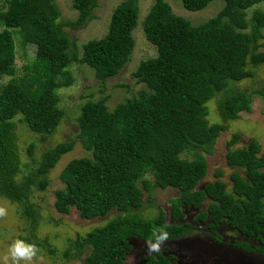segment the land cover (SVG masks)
Here are the masks:
<instances>
[{
	"label": "trees",
	"instance_id": "trees-1",
	"mask_svg": "<svg viewBox=\"0 0 264 264\" xmlns=\"http://www.w3.org/2000/svg\"><path fill=\"white\" fill-rule=\"evenodd\" d=\"M214 0H181L188 11H200ZM223 8L197 26L176 15L165 0H154L142 24L145 39L156 56L141 61L132 74L146 90L107 111V96L88 100L77 118L83 149L89 156L74 158L62 169V188L55 191L54 209L59 214L77 210L80 219L105 218L119 213L78 242L90 253L81 264H124L134 240L145 242L153 228L167 225L169 240L181 237L192 225L182 220L194 212L192 221L215 233L224 223L234 233L262 241L264 233V156L251 140L235 147L240 135L226 143V163L231 192L222 180L200 185L207 164L198 151L210 152L226 127L210 124L206 103L225 92L232 82L252 78L248 62L264 65L257 52L263 38L264 12L249 9L264 0H221ZM98 0H71L78 12L75 22L61 18L55 0H5L0 8V78L10 77L0 89V197L20 206L22 216L34 220L28 203L31 188L47 186L46 174L61 157L72 151L73 141L61 142L44 151L34 166L25 168L19 159L13 119L37 134H51L60 124L58 90L70 86L69 67L86 64L101 84L116 76L130 61L135 46L132 36L138 25L139 0H124L112 11L107 33L81 45V55L64 27L85 28L94 18ZM22 46L34 45L38 60L15 76V39ZM65 76L64 80H57ZM253 94L264 95V87ZM251 96L244 92L223 95L219 102L223 120L249 112ZM34 145L28 147L32 157ZM184 152L194 159L181 158ZM33 158V157H32ZM150 175L152 181L147 176ZM222 176L221 171L215 173ZM139 184L142 186L140 187ZM174 188L169 220L163 211L153 219L137 214L143 207V191ZM29 243L27 238L20 237ZM249 249L246 243L239 244ZM255 250H260L256 248ZM264 253V250H261ZM172 254L149 253L139 264H174Z\"/></svg>",
	"mask_w": 264,
	"mask_h": 264
},
{
	"label": "rangeland",
	"instance_id": "rangeland-1",
	"mask_svg": "<svg viewBox=\"0 0 264 264\" xmlns=\"http://www.w3.org/2000/svg\"><path fill=\"white\" fill-rule=\"evenodd\" d=\"M124 0H98L97 7L92 13L95 18L85 27L70 26L64 27L72 40H76V45L81 55V45L92 39L103 37L108 30L110 17L114 8ZM172 11L186 20L191 25L197 26L204 23L209 18L215 16L224 6L221 0L210 2L200 11H188L182 6L181 0H165ZM60 9L61 18L70 22H75L78 12L72 8L71 0H55ZM154 0H139L138 25L133 30L132 36L135 46L132 52L131 61L114 77L108 78L104 83L95 79L94 70L86 64L72 63L69 73L72 79L70 86L60 88L58 107L63 111V118L60 124L51 134H37L32 132L26 123L21 121V116L13 119L15 124L14 135L17 144L19 159L26 167L34 166L33 160H39L44 151L54 147L58 143L73 141L72 151L63 155L59 162L46 174L47 186L44 190H39L38 186L31 188L28 203L33 207L34 220L22 216L20 206L10 200L0 197V206L7 208L8 215L0 218V264H4L3 257L7 254L8 246L15 239L27 238L29 243H33L39 249L32 264H81L83 259L90 253L91 249L86 247L80 249L78 242L87 237L96 229L105 225L111 219L117 217L119 213L111 211L105 218H95L82 220L77 210L71 208L70 213L59 214L55 211L53 203L54 193L62 188L63 184L59 179L60 172L65 165L74 158L89 156L77 138L79 133L77 118L81 113L82 105L88 100H98L107 96L105 106L107 111H112L119 103H124L128 98L138 96L140 91L146 90L144 84H137L132 74L137 69L141 61L156 56V48L151 45L144 36L142 24L145 16L150 10ZM5 0H0V8L3 9ZM253 10L264 12V3L248 10V17ZM3 29L0 26V31ZM263 38L259 39L261 45L257 52L264 53V28L261 30ZM15 76L21 77L25 72V67L38 60L39 51L34 45L22 46L19 38L15 39ZM246 69L253 73L252 78L244 79L240 82H232L229 88L217 94L206 103V120L210 123H221L226 129L220 133L210 152L198 151V154L207 164V174L200 185L206 182L222 180L227 185V191L231 192L232 182L230 175L236 171L226 163V143L235 135H240V140L235 147L247 145L251 140H256L259 144V154L264 156V95L253 94V92L264 87V65L257 66L248 62ZM10 77L1 76L0 89L7 83ZM65 76H58L57 80H64ZM232 92H244L251 96L249 112H241L234 120H223L220 114L219 102L223 95ZM34 145L32 157L28 154V147ZM181 158L187 160L194 159L192 153L184 152ZM222 172L220 178H216L215 173ZM152 181L150 175L147 176ZM140 187H142L139 184ZM179 192L174 188L164 190L152 189L149 193L143 191V207L137 214L143 219L155 218L159 211L166 213L169 220L170 200L178 197ZM194 212H188L183 222L191 221ZM222 240H228L229 245L224 242L213 240V233L207 231L198 223L193 224L191 231L183 235L182 239L176 243H166L178 256L179 264H264V256L258 253H245L235 248L232 243L237 241L235 236L224 227L220 229ZM133 251L128 255L124 264H139V258L147 254L145 242L140 240L132 241ZM190 251V252H189ZM167 253V251H164ZM263 256V257H262ZM193 258V259H192ZM8 264H11L9 260ZM20 264H26L21 261Z\"/></svg>",
	"mask_w": 264,
	"mask_h": 264
},
{
	"label": "clouds",
	"instance_id": "clouds-1",
	"mask_svg": "<svg viewBox=\"0 0 264 264\" xmlns=\"http://www.w3.org/2000/svg\"><path fill=\"white\" fill-rule=\"evenodd\" d=\"M8 215L7 208L0 206V218ZM169 240V232L167 225L158 228H153L151 236L145 241L148 253H157L162 250V247ZM39 249L33 243H28L23 239H15L8 246L7 254L3 257L4 264H20L25 261L26 264H32L34 257L37 256Z\"/></svg>",
	"mask_w": 264,
	"mask_h": 264
},
{
	"label": "flooded vegetation",
	"instance_id": "flooded-vegetation-1",
	"mask_svg": "<svg viewBox=\"0 0 264 264\" xmlns=\"http://www.w3.org/2000/svg\"><path fill=\"white\" fill-rule=\"evenodd\" d=\"M187 216H188V215H187ZM187 216H186V217H187ZM186 217H185L184 219H186ZM182 221H183V220H182ZM191 221H192V216H191ZM188 223H189V222H188ZM194 223H198L199 225H202V226L207 230V227H206L203 223H199V222H197V221H192V223H190V224L192 225L191 229L193 228V224H194ZM222 227H224L226 230H228L229 232H231V233L235 236V239H236L237 241H235V242L232 243V245H233L235 248L241 250L242 252H244V254H245V253H258V254H262V255L264 256L263 251H261V250H264V233H263L262 236H261L262 241L259 242V241L254 240V239H247V238H245V237L239 235L238 233H234L229 227H227L224 223H222V224H220V225L218 226V229L215 231V233H213V240H215V241H217V242H224L225 245H229V244H228V240H222V237L220 236V232H219V231H220V229H221ZM191 229L188 230L187 232H185L183 235H185L186 233H188L189 231H191ZM207 231H208V230H207ZM183 235H182L181 237L177 238V239L167 241L166 243H176V242H178V241H180V240L182 239ZM241 243H246V244L249 246V249H242V248L240 247V245H239V244H241ZM256 248H258V249H260V250H255ZM164 251H167V253H164ZM161 252H163L164 254H172V255L174 256L173 263H174V264H179V262H177L178 259H179L178 256H176V255L174 254V252H171V251H170V248H168L166 245H164V246L162 247ZM189 252H190V251H189ZM148 254H149V253L144 254V255H148ZM142 255H143V254H142ZM142 255H141V256H142ZM263 256H262V257H263ZM177 258H178V259H177ZM192 259H193V258H192Z\"/></svg>",
	"mask_w": 264,
	"mask_h": 264
}]
</instances>
